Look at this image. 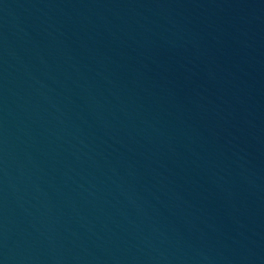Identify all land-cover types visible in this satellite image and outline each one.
<instances>
[{"label": "water", "instance_id": "obj_1", "mask_svg": "<svg viewBox=\"0 0 264 264\" xmlns=\"http://www.w3.org/2000/svg\"><path fill=\"white\" fill-rule=\"evenodd\" d=\"M0 264H264V0H0Z\"/></svg>", "mask_w": 264, "mask_h": 264}]
</instances>
